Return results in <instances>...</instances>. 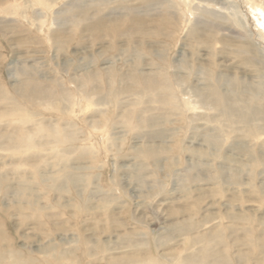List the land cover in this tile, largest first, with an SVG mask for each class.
Masks as SVG:
<instances>
[{"label": "rangeland", "instance_id": "rangeland-1", "mask_svg": "<svg viewBox=\"0 0 264 264\" xmlns=\"http://www.w3.org/2000/svg\"><path fill=\"white\" fill-rule=\"evenodd\" d=\"M263 257L264 0H0V264Z\"/></svg>", "mask_w": 264, "mask_h": 264}, {"label": "bare ground", "instance_id": "bare-ground-1", "mask_svg": "<svg viewBox=\"0 0 264 264\" xmlns=\"http://www.w3.org/2000/svg\"><path fill=\"white\" fill-rule=\"evenodd\" d=\"M259 19H260V18H259ZM139 21H142V20L139 19ZM260 21H261V20H260ZM262 259H263V261H264V257H263ZM262 259H261V261H262ZM258 264H259V263H258ZM260 264H264V262H263V263L261 262Z\"/></svg>", "mask_w": 264, "mask_h": 264}]
</instances>
